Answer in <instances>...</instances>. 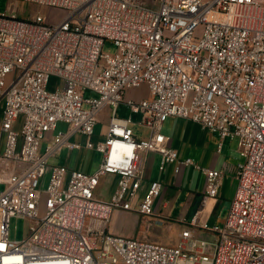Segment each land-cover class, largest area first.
<instances>
[{
	"label": "built area",
	"instance_id": "built-area-1",
	"mask_svg": "<svg viewBox=\"0 0 264 264\" xmlns=\"http://www.w3.org/2000/svg\"><path fill=\"white\" fill-rule=\"evenodd\" d=\"M25 1L66 13L57 23L40 15L24 20L0 14L1 129L6 134L0 155L5 185L0 264H264V0ZM107 41L115 54L103 52ZM52 76L63 81L62 89L48 90ZM144 84L151 97L125 103L144 114L145 138L135 134L130 118L117 116L126 91ZM86 89L99 97L85 98ZM107 106L105 139L94 144L99 114ZM169 117L238 140L244 161L237 166L238 186L225 225L210 228L197 217L188 224L211 233L214 241L188 228L176 246L109 231L118 209L156 216L163 183L147 181L145 164L151 153L161 155L162 171L179 161L161 131ZM60 121L69 130L49 137ZM77 133L85 143L71 141ZM63 147L95 149L102 162L93 173L49 165ZM202 170L206 196L214 198L223 171ZM108 174L119 181L112 197L103 200L96 189ZM13 217L29 221L22 242L9 237Z\"/></svg>",
	"mask_w": 264,
	"mask_h": 264
},
{
	"label": "rangeland",
	"instance_id": "rangeland-1",
	"mask_svg": "<svg viewBox=\"0 0 264 264\" xmlns=\"http://www.w3.org/2000/svg\"><path fill=\"white\" fill-rule=\"evenodd\" d=\"M142 1L148 4L156 3V0ZM65 13V10L60 8L40 5L25 0H0V14L18 17L24 20H32L35 19L37 15H40L48 23H57L65 16ZM103 52L113 55L116 53V47L112 42L107 41L104 44ZM12 76L13 75H11L9 79ZM63 85L64 83L59 77L52 76L49 81L48 90L54 91L57 88L62 89ZM83 93L85 98L99 97L97 92L90 89H86L83 91ZM146 93V88L140 87L130 92V96L137 98L139 96H144ZM3 105H5V102H2L1 107ZM85 106L87 107V105ZM117 115L119 117L131 118L134 124L136 123L135 127H145L144 129L142 128V130L143 132H147L146 126L140 125V122H142L144 117L143 113H131L126 106L121 104ZM109 116L110 114L107 106L99 114L101 127H96L94 134L92 135V142L94 144H97L99 141L105 139V133L103 132L104 127H108L109 123L107 124V122L109 120ZM69 128L70 126L67 122L60 121L58 122L57 129L52 131L49 134V137L59 131L67 132ZM85 140L86 139L83 137V135L78 133L72 138V141L80 143H83ZM46 144L47 142L44 141L42 144V151H44ZM69 154L70 152L68 148H62L58 155L49 159V165H65L69 158ZM102 158V153L96 151L95 149H88L85 147L79 150L76 149L69 158V168L71 170L81 169L85 172L93 173L100 166ZM243 161L244 159L239 156V162L242 163ZM158 174H160V171L156 163L152 169V176L155 178ZM48 176L49 168L47 169L46 176L42 181V190H45L47 187ZM117 183L118 178L114 177L112 174H108L101 178V183L96 189V192H99L101 198L109 200L116 190ZM196 186L200 188L199 193L193 191L191 192L188 185H184L183 189L180 191L181 194L179 197H176L173 202L169 201V207L164 208L162 212L156 211V216H145L140 214L141 219L138 222L133 220V218L136 217V212H131V214L121 212L116 216H112L109 224L110 231L124 237H131L139 240H150L167 246H176L180 241L182 232L185 228L194 231L193 228L181 223L179 219L183 215H188L186 212H188L190 209V217H193V215L198 212L200 216L199 221L202 223H207L210 228L223 227L229 213L228 205L221 202L213 207L212 204H209L210 197L206 196V181L204 190L202 189V186H198L197 184ZM4 188V183H0V193L4 190ZM190 192L191 195L193 193L196 196V201H193V205L186 209L185 205L188 201ZM165 198L166 200L168 199V197ZM28 226L29 221L27 219L22 217H13L10 221L9 228L10 239L15 242H22L27 236ZM130 230L131 232L135 231V235H132V233L128 235ZM146 232L148 233L146 234V237H144ZM151 236L157 237V239H149ZM199 236L210 241L215 240V236L207 231H202Z\"/></svg>",
	"mask_w": 264,
	"mask_h": 264
},
{
	"label": "crops",
	"instance_id": "crops-1",
	"mask_svg": "<svg viewBox=\"0 0 264 264\" xmlns=\"http://www.w3.org/2000/svg\"><path fill=\"white\" fill-rule=\"evenodd\" d=\"M140 87H144L147 90V93L144 96H139L137 98L130 96V92H132L133 90H136V88H131L126 91L124 95V101L121 103L124 106H126L131 113H134V112H132L127 106V104L125 103L126 100L128 99L141 100L144 98L151 97V93L146 84ZM2 102H5V100L0 99V155L3 154L5 150V145H6V134L1 129L3 115H4V108H5V105L1 107ZM120 105L118 106V109ZM108 109H109V114H110V108L108 107ZM118 109H117V114H118ZM121 118H126V117H121ZM23 120H24V117L21 115L14 125L15 130L17 131L21 130ZM109 121H110V116H109V120L107 124L109 123ZM135 124L134 122L132 124V128L134 129L135 134L138 137H143V138L148 137L149 135L148 128H146L147 132H143L142 128L144 129L145 127H135ZM140 125H143V124L140 122ZM96 127H101V122L99 120V117H98V123L95 126V129ZM107 128L108 127H104L103 133H106L105 130L107 131ZM161 131L164 135H166L169 138V145L177 150L179 161L172 163V164H168L165 170L162 171L160 169V164H161L160 154L151 153L147 157V161L145 164V176L147 178V181L148 182L161 181L163 183V190L161 194L155 200V210L162 212L164 208H168L170 202H173V200L176 197L177 198L179 197V195L181 194L180 191L183 189L184 185H188L191 192L193 191V192L199 193L200 188L197 187L196 184L198 186H202V189L204 190L206 178L202 170L203 168H213V169L223 171L222 183L219 188V192L216 197L214 198L210 197L209 204H212V206L214 207L215 205L222 202L228 205L229 210H230V206H231L233 197L235 195V192L238 186L237 166L240 163L239 156H241L239 155V151H238V140L236 138H229V137L222 138L217 131L205 129L200 124L195 123L189 119L181 118V117L167 118L162 124ZM75 135L71 137V141ZM83 137L86 139L85 136ZM85 141L83 143H85ZM21 143H22V138L20 137L19 147ZM74 150H69L70 152L69 158ZM69 158L67 160V163L65 164L68 168H69V163H70ZM186 159H191L193 161V164L181 163V161H184ZM156 163L158 165L160 174H158L154 178L152 176V169ZM196 166H199V168H197ZM24 167H25L24 165H20V168H24ZM177 168H179L178 172L176 171ZM112 175L114 177H117L119 181L118 175H115V174H112ZM147 185L148 183L144 184V187L141 190V195H143L144 192L146 191ZM191 192L189 195L190 198L188 196V201L185 205L186 209H188L189 207L193 205V201H196V196L193 193L191 195ZM96 195L99 198H101L99 195V192H96ZM165 197H168V199L166 200ZM190 211L191 209L188 212H186L188 213V215H183L182 217L179 218L180 222L187 226L192 221L193 218L197 217L198 219H200L198 212H196V214H194L193 217H190L191 215L189 214L191 213ZM121 212H124L126 214H131V211H125V210L118 209L113 212L112 216L114 215L116 216ZM135 214H136V217L133 218V220L135 222H138L141 219L140 214L137 212ZM193 230H194L193 231L194 235H196L197 237H200L199 234L202 233V231H204L200 228V226L194 227ZM109 231H110V228H109ZM110 232L112 233V231ZM131 233L132 235H135V231L131 232V230L129 231L128 235H130ZM147 233L148 232L145 233L144 237H146ZM149 239L156 240L157 237L151 236L149 237Z\"/></svg>",
	"mask_w": 264,
	"mask_h": 264
}]
</instances>
